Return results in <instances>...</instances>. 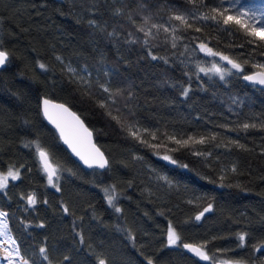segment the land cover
Returning a JSON list of instances; mask_svg holds the SVG:
<instances>
[{
	"label": "trees",
	"instance_id": "1",
	"mask_svg": "<svg viewBox=\"0 0 264 264\" xmlns=\"http://www.w3.org/2000/svg\"><path fill=\"white\" fill-rule=\"evenodd\" d=\"M260 2L222 7L250 13ZM208 10L187 0H0V174L19 173L0 189V210L28 264H264V89L242 77L264 64V44L235 24L194 18ZM179 14L191 28L169 19ZM216 61L230 68L224 80L200 71ZM43 96L83 118L105 169L70 155L41 113ZM37 144L58 169L59 191ZM182 242L202 246L208 261Z\"/></svg>",
	"mask_w": 264,
	"mask_h": 264
},
{
	"label": "snow or ice",
	"instance_id": "2",
	"mask_svg": "<svg viewBox=\"0 0 264 264\" xmlns=\"http://www.w3.org/2000/svg\"><path fill=\"white\" fill-rule=\"evenodd\" d=\"M188 3L192 4L194 7L199 10V8L207 7L209 10L208 12L202 13L199 16H196L194 18L204 20V21H214L218 26L223 25L227 26L229 24H235L239 27V29H242L244 33L250 37H253V40H250V43H254L257 40L262 42L264 44V14L261 16H258L256 13H249L248 11H237L233 12L232 9H226L223 8V0H220V6H210L206 3V0H187ZM116 14H120V10H116ZM147 19V18H146ZM170 20H176L179 21L181 25H185L186 27L191 28L192 25L188 22V16L185 14H179L174 15L169 18ZM91 23H95V21H92ZM153 28H163L165 32H168L169 29L164 27L163 25H152ZM140 31H144L143 28L139 29ZM196 31H200L199 28L195 29ZM227 30V29H226ZM173 32L176 31L175 28L172 29ZM152 33L151 31L145 32L146 36H150ZM178 37L173 36V40L177 39ZM147 42V41H146ZM173 47H175V43H173ZM199 48L201 51L206 52L208 55L216 56L220 55V58L224 61H226L228 64L231 65L233 69H236L238 72H242L243 68L240 63L235 62L234 60L230 59L228 56H224L220 53L214 52L211 48L207 47L206 44L201 43L199 45ZM153 59H156L155 56L152 57ZM8 59V54L5 51H0V65H3ZM57 59H60L57 57ZM247 63V61H245ZM255 67H259L260 69H264V64L260 65H254ZM40 69L46 70V66L44 64L39 65ZM214 70L217 74H219L220 79L224 80L226 74H231L230 71L223 70L219 67L213 66ZM69 71H74L73 69H69ZM200 71H205V69L201 68ZM247 81H251L253 83H259L261 85H264V71H260L253 75H244L243 77ZM101 87H104L101 85ZM104 91H108L107 88H104ZM184 95H187V90L184 92ZM43 114L44 116L55 125V127L59 130L61 138L64 140L66 144L69 145V147L72 149V151L80 157L83 162L88 165L89 167H92L94 164L97 165L99 168H105L107 165V160L104 158L103 153L99 151L98 148L95 147L94 144L91 143V132L87 130L83 126L82 121H80L79 117L75 115V113H72L69 111L68 108H66L62 104H53L50 100L44 99L43 100ZM103 106V105H101ZM114 119H117L116 117H113ZM245 129L249 128L250 125L245 124L243 125ZM252 127H255V125H252ZM145 131H147L145 129ZM134 137L137 136L136 132L131 133ZM154 135V134H152ZM191 139V138H189ZM199 143H203V139L198 141ZM176 143H181L180 141H176ZM188 141H184V144H187ZM27 146V145H26ZM37 152L39 159L42 163L44 171L47 173V179L49 184H51L53 187H57V185L53 182L54 178L59 179L58 177V169L57 167H54L53 164L49 160V154L47 151H45L39 144L36 145ZM165 160L170 159L169 157L165 156ZM175 163V161H172ZM8 177H11L13 180L19 178V173L13 172L11 169L9 170L7 175H0V189H3L7 186L8 183ZM57 190L59 191V188L57 187ZM107 189H105V192L107 193ZM114 197L108 196V203L111 205ZM36 203V199L34 196L28 197V204L34 205ZM211 210V205H209L207 208L204 209V212H208ZM67 211V209H65ZM116 211H120L119 208L116 209ZM204 212H201L200 215H197L195 217L196 220H200L201 216L204 215ZM7 213H4L0 211V217H6ZM40 227H43V225H39ZM0 228L6 229L7 224L6 222L0 220ZM238 239L240 241L241 246H243L245 241V234L241 233L238 234ZM180 240V237L176 233V231L172 228L171 225H169L168 232H167V243L168 245H176L177 242ZM13 245H15V241L12 242ZM183 248L189 250L190 252L194 253L196 256L200 257L203 260H208L209 257L206 254L205 251L202 250V246H194L191 244H183ZM260 248H257V251H259ZM6 251V259H8L9 264H12V257L13 253H15L16 256H19V249L17 247H14L12 251ZM41 255L46 260V249L44 247H41L39 249ZM22 264H28L27 260H24ZM99 264H105L104 260H100ZM148 264H152V261L149 259ZM236 264H239V262H236Z\"/></svg>",
	"mask_w": 264,
	"mask_h": 264
},
{
	"label": "water",
	"instance_id": "3",
	"mask_svg": "<svg viewBox=\"0 0 264 264\" xmlns=\"http://www.w3.org/2000/svg\"><path fill=\"white\" fill-rule=\"evenodd\" d=\"M0 51H5L4 49H1L0 48ZM6 52V51H5ZM7 53V52H6ZM8 54V53H7ZM5 64H6V62L3 64V65H0V67H4L5 66ZM260 71H264V69H255V70H252V71H250V72H248V73H245V74H243V76L242 77H244V75H253V74H256V73H258V72H260ZM244 79V78H243ZM245 80V79H244ZM245 81H247V80H245ZM247 82H250V83H252V84H254V85H256V86H258V87H261V88H263L264 89V85H261V84H259V83H253V82H251V81H247ZM44 99H48V100H50L53 104H62V105H64L66 108H68L69 109V111L70 112H72V113H75V115L77 116V117H79V119H80V121H82V123H83V126L85 127V128H87V130L89 131V132H91V143L92 144H94L95 145V147L96 148H98L99 149V151L101 152V153H103V156H104V158L107 160V162H108V158H107V156H106V154H105V152L103 151V149L97 144V142L95 141V138H94V134H93V131H92V129L87 125V123L83 120V118L74 110V109H72L68 104H66L65 102H62V101H58V100H55V99H53V98H49V97H46V96H43V97H41V100H40V109H41V113H42V115H43V117H44V119H45V121L55 130V132L57 133V135H58V137H59V139H60V141L62 142V144H63V146L68 150V152L70 153V155L77 161V162H79L80 164H81V166H83L84 168H86V169H93V168H97V169H100V170H103V169H105L106 167H107V165H108V163H107V165H106V167L105 168H99L97 165H93L92 167H89L88 165H86L84 162H83V160H81L80 159V157L79 156H77L73 151H72V149L69 147V145L68 144H66L65 142H64V140L61 138V136H60V133H59V130L55 127V125L54 124H52L51 122H49V120L44 116V114H43V100ZM39 157V156H38ZM40 160V159H39ZM50 160V159H49ZM51 162V161H50ZM40 163H41V161H40ZM52 163V162H51ZM41 165H42V163H41ZM42 168H43V166H42ZM46 173V172H45ZM47 174V173H46ZM30 196H32V194H30ZM209 206V204H207V205H205L198 213H196L195 214V216H194V219H195V217L197 216V215H200V213L201 212H204V209L205 208H207ZM210 211H208V212H204V214H207V213H209ZM183 244H191V245H194V246H200L199 244H197V243H193V242H182L181 243V245H183ZM183 247V246H182ZM188 254H190V255H192V256H194V257H196V258H198L199 260H201V261H208V260H203V259H201L200 257H198V256H196L194 253H192V252H190L189 250H187V249H185V248H183ZM202 250H203V248H202ZM204 251V250H203ZM207 254V253H206ZM209 257V256H208ZM216 263L217 264H226V262H224V261H216Z\"/></svg>",
	"mask_w": 264,
	"mask_h": 264
},
{
	"label": "rangeland",
	"instance_id": "4",
	"mask_svg": "<svg viewBox=\"0 0 264 264\" xmlns=\"http://www.w3.org/2000/svg\"><path fill=\"white\" fill-rule=\"evenodd\" d=\"M250 13H256L258 16H261L262 14H264V2H260L259 4H257V7L254 8V9H251ZM214 65L216 67H219V68L223 69V70H227L228 71L230 69L229 67H228V69H226V67L223 64H220V61L219 62L216 61L215 63H211L210 65H208L207 67H205L203 69H205V71L210 72V73H216L215 70H214V67H213ZM3 175H7V174H3ZM4 212H6V211H4ZM0 220L6 222V224H7V218H6V220H4L2 217H0ZM13 241H15V245H13V243H12ZM6 242L11 243V245H10V250L11 251L13 250L14 247L18 248V245H19L17 243L18 241L16 240V237L14 235L12 237V234L10 232L8 224H7V228L6 229L0 228V246L1 245L2 246L5 245ZM24 260L25 259L23 258V255L21 254V259L17 263H12V264H22V262ZM0 264H9V262L2 260V258L0 257ZM229 264H231V262H229Z\"/></svg>",
	"mask_w": 264,
	"mask_h": 264
},
{
	"label": "bare ground",
	"instance_id": "5",
	"mask_svg": "<svg viewBox=\"0 0 264 264\" xmlns=\"http://www.w3.org/2000/svg\"><path fill=\"white\" fill-rule=\"evenodd\" d=\"M165 160V159H164ZM169 163H173L170 159L168 160H165ZM79 163V162H78ZM7 213V212H5ZM183 248V247H182ZM11 251L10 250V244L8 242L5 243V245H1L0 246V257L4 260V261H8V259H6V251ZM20 252V251H19ZM20 256V257H19ZM19 256H16L15 253H13V257H12V263H17L20 259H21V252H20V255ZM9 262V261H8Z\"/></svg>",
	"mask_w": 264,
	"mask_h": 264
},
{
	"label": "built area",
	"instance_id": "6",
	"mask_svg": "<svg viewBox=\"0 0 264 264\" xmlns=\"http://www.w3.org/2000/svg\"><path fill=\"white\" fill-rule=\"evenodd\" d=\"M0 211H2V212H4L3 210H0ZM5 213V212H4ZM4 220H6V218H7V215H6V217H2ZM12 237H13V235H12ZM10 239V238H9ZM10 242V241H9ZM10 245H11V243H9ZM3 260V259H2Z\"/></svg>",
	"mask_w": 264,
	"mask_h": 264
}]
</instances>
